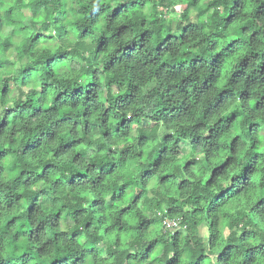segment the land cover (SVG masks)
I'll return each mask as SVG.
<instances>
[{"label": "clouds", "instance_id": "clouds-1", "mask_svg": "<svg viewBox=\"0 0 264 264\" xmlns=\"http://www.w3.org/2000/svg\"><path fill=\"white\" fill-rule=\"evenodd\" d=\"M0 264H264V0H0Z\"/></svg>", "mask_w": 264, "mask_h": 264}]
</instances>
